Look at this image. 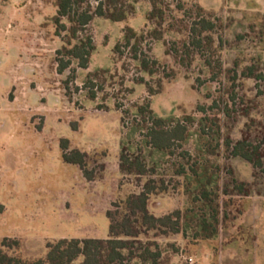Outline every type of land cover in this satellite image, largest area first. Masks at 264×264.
Here are the masks:
<instances>
[{
  "label": "rangeland",
  "instance_id": "rangeland-1",
  "mask_svg": "<svg viewBox=\"0 0 264 264\" xmlns=\"http://www.w3.org/2000/svg\"><path fill=\"white\" fill-rule=\"evenodd\" d=\"M55 1L0 0V240L17 239L19 248L11 253L35 257L45 255L47 241L107 238L106 211H116L117 203L145 184L156 187L148 199L151 213L183 209L188 198L174 163L184 149L192 151L194 140L169 155L154 151L135 107L148 99L160 116L192 112L198 117L197 105H202L219 116L222 136L259 146L256 166L223 147L211 156L220 166V187L226 186L221 201L227 217L218 237L190 241L181 234L147 233L159 242L163 264H264V0H156L164 9V40L148 38L144 45L162 65L153 76L140 70L126 50L114 54L113 47L126 26L151 28L154 18L150 22L146 15L154 0H137L135 11L122 21L93 16L80 26L71 43L91 35L95 46L86 68L58 53L70 33L56 32ZM96 2L86 0L80 11L88 7L91 13ZM198 6L218 19L211 60L220 61L223 71L235 70L234 82L233 72L226 76L217 68L212 78L203 56L209 50L182 47L185 25L196 17ZM61 22L70 26L66 18ZM60 59L70 60L61 72ZM246 67L252 71L244 75ZM100 69L107 72L99 74L94 88L86 87L87 74ZM170 70L175 77L164 78ZM18 72L25 77L8 89L2 79ZM140 77L154 89L161 83L159 92L150 95ZM232 83L234 99L227 92ZM63 138L70 149L86 153L92 180L62 158ZM121 153L141 161L145 172L128 165L122 170ZM233 179L245 181L244 193L236 190ZM162 182L166 191L160 190Z\"/></svg>",
  "mask_w": 264,
  "mask_h": 264
},
{
  "label": "trees",
  "instance_id": "trees-1",
  "mask_svg": "<svg viewBox=\"0 0 264 264\" xmlns=\"http://www.w3.org/2000/svg\"><path fill=\"white\" fill-rule=\"evenodd\" d=\"M137 0H97L91 13L87 9L80 11V6L86 0H56L57 15L54 17L57 34L62 31L70 33L66 45H63L58 53H64L77 60L78 66L86 68L90 55L95 49L91 35H86L78 39L74 44L71 40L76 37L80 26L86 25L93 16H99L111 21H122L129 14L135 11L134 3ZM196 17L185 25L187 38L183 40L182 47L188 51L189 46L197 50H209L204 62L212 73V78H216L214 71L230 76L232 82L235 81L237 73L232 69H224L220 61L212 63L211 56L215 54L212 45L215 41L213 33L217 27L218 19H211L212 13L198 6ZM164 17V9L159 6L156 0L152 1V9L148 11L146 19L152 21L151 28L140 31L131 26H126L123 30L121 40L117 41L113 47L114 54H123L126 50L130 58L135 60L139 69L149 76L160 68L161 62L150 56L146 49V40H164L161 22ZM211 17V18H210ZM61 18H66L70 26L61 22ZM166 45V41H164ZM206 47V48H205ZM169 47L165 53L169 54ZM183 62V60H182ZM70 64V60L60 59L57 65L58 71H63ZM246 70L249 73H246ZM252 67H246L242 74H250ZM107 72V69H100L87 74L85 86H96L95 79L100 73ZM259 77L261 75H258ZM166 79L174 78L172 70L163 76ZM139 83H144L150 95L158 93L161 89H154L143 77L138 79ZM234 85L227 88L230 98H235ZM90 98L95 97V92L89 91ZM216 105L209 106L211 109ZM137 112L141 115L146 124V142L156 152L163 155L172 154V149L182 146L193 138L194 145L192 151L184 149L180 154V161L174 163L175 175L181 178V186L184 194L188 198V204L183 209H174L163 215H155L148 210V199L155 186L145 184L138 194H131L121 203H117L116 211L107 210L106 216L109 219V230L107 238H59L47 241L45 244L46 253L44 256L24 257L17 252L11 253L19 248L17 239L4 237L0 240V264H163V251L158 241L147 236L153 232L156 236L161 234H181L183 238L190 241L209 240L218 237L223 221L227 217L225 202L221 201V196L226 195V186L220 187V166L215 163L213 156L218 148L223 147L226 152L256 166L259 164L257 152L259 146L252 145L251 142L241 139L233 142L229 137L221 135L220 118L217 114H209L202 105H197V111L201 113L198 117L194 113H182L180 116H160L150 107V101L145 99L143 103L135 105ZM194 126L192 130L191 127ZM69 140H60L62 148V158L66 162L77 164L87 180L93 179V171L86 168V153L79 149H70ZM136 167L139 173L145 172V165L137 158L129 159L120 154V167ZM233 186L239 193L245 192V181L233 179ZM161 191H166L162 182ZM132 217L135 219L133 220Z\"/></svg>",
  "mask_w": 264,
  "mask_h": 264
},
{
  "label": "crops",
  "instance_id": "crops-1",
  "mask_svg": "<svg viewBox=\"0 0 264 264\" xmlns=\"http://www.w3.org/2000/svg\"><path fill=\"white\" fill-rule=\"evenodd\" d=\"M24 74H20L19 72L17 74H12L11 76H9L8 78H4L2 79L4 84L8 86V89L11 88V86H14L16 83V81L18 79H21V77H23ZM25 77V76H24Z\"/></svg>",
  "mask_w": 264,
  "mask_h": 264
},
{
  "label": "built area",
  "instance_id": "built-area-1",
  "mask_svg": "<svg viewBox=\"0 0 264 264\" xmlns=\"http://www.w3.org/2000/svg\"><path fill=\"white\" fill-rule=\"evenodd\" d=\"M189 262H190V263L192 262V259H191V258H189Z\"/></svg>",
  "mask_w": 264,
  "mask_h": 264
}]
</instances>
